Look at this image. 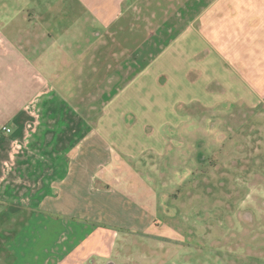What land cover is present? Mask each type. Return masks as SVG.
<instances>
[{"label": "crops", "instance_id": "0c3cea01", "mask_svg": "<svg viewBox=\"0 0 264 264\" xmlns=\"http://www.w3.org/2000/svg\"><path fill=\"white\" fill-rule=\"evenodd\" d=\"M227 104L264 107V0H0V264L112 263L158 218L97 177L199 167Z\"/></svg>", "mask_w": 264, "mask_h": 264}, {"label": "rangeland", "instance_id": "374dc122", "mask_svg": "<svg viewBox=\"0 0 264 264\" xmlns=\"http://www.w3.org/2000/svg\"><path fill=\"white\" fill-rule=\"evenodd\" d=\"M205 113L196 135L205 136L208 159L197 169L195 163L159 180L123 162L97 177L103 186L135 180L158 218L146 231H119L109 264H264V107L227 104ZM1 134L6 152L10 133ZM1 177L15 178V170L5 166ZM55 238L46 236L48 242Z\"/></svg>", "mask_w": 264, "mask_h": 264}, {"label": "built area", "instance_id": "2783aa9c", "mask_svg": "<svg viewBox=\"0 0 264 264\" xmlns=\"http://www.w3.org/2000/svg\"><path fill=\"white\" fill-rule=\"evenodd\" d=\"M3 130L6 132V133H10L12 131V128L10 126H4L3 127Z\"/></svg>", "mask_w": 264, "mask_h": 264}]
</instances>
